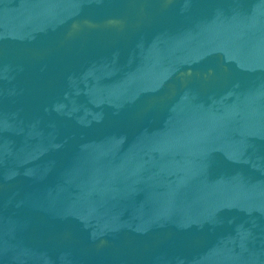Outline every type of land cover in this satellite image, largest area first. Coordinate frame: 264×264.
Returning a JSON list of instances; mask_svg holds the SVG:
<instances>
[{
  "label": "water",
  "instance_id": "1",
  "mask_svg": "<svg viewBox=\"0 0 264 264\" xmlns=\"http://www.w3.org/2000/svg\"><path fill=\"white\" fill-rule=\"evenodd\" d=\"M0 264H264V0H0Z\"/></svg>",
  "mask_w": 264,
  "mask_h": 264
}]
</instances>
